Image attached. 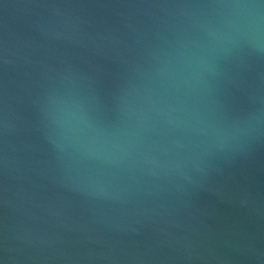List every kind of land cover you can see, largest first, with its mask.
I'll return each instance as SVG.
<instances>
[{
    "label": "water",
    "instance_id": "water-1",
    "mask_svg": "<svg viewBox=\"0 0 264 264\" xmlns=\"http://www.w3.org/2000/svg\"><path fill=\"white\" fill-rule=\"evenodd\" d=\"M0 264H264V0H0Z\"/></svg>",
    "mask_w": 264,
    "mask_h": 264
}]
</instances>
